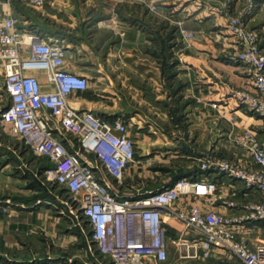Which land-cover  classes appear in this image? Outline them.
<instances>
[{
	"label": "crops",
	"instance_id": "obj_1",
	"mask_svg": "<svg viewBox=\"0 0 264 264\" xmlns=\"http://www.w3.org/2000/svg\"><path fill=\"white\" fill-rule=\"evenodd\" d=\"M229 1L228 7L236 11L248 4V0ZM254 1L249 25L259 32L264 52V0ZM151 4H157V9L152 10ZM220 6L223 0H50L33 16L17 11L25 20L40 24L34 27L46 37L65 45L66 69L89 77L87 89L70 95L72 106L131 124L137 162L127 169L123 183L96 154L79 157L94 164L120 196H135L191 176L195 163L183 169L180 163L170 162L176 158L192 156L198 164L205 150L236 158L241 152L233 147L230 135L245 127L257 129L264 141V119L241 106L233 94L253 86L247 70L230 59L233 40L226 19L216 11ZM181 22L194 33L189 44L180 33ZM33 73L44 90H55L45 71ZM185 127L189 135L182 131ZM64 141L72 152L77 151L73 134L67 133ZM210 178L220 183L224 193L229 191L225 177L210 174ZM44 200L4 203L0 199V263L100 264L98 251L77 225L80 218L70 202L66 205L73 214L68 215L71 225L63 228L64 209L51 210L43 206ZM198 201L193 195L185 196L177 208L187 210ZM201 201L208 209L236 213L223 203ZM167 227L169 253L179 252L172 241L181 236L184 223L170 217ZM185 259L195 264H229L214 255Z\"/></svg>",
	"mask_w": 264,
	"mask_h": 264
},
{
	"label": "built area",
	"instance_id": "obj_2",
	"mask_svg": "<svg viewBox=\"0 0 264 264\" xmlns=\"http://www.w3.org/2000/svg\"><path fill=\"white\" fill-rule=\"evenodd\" d=\"M22 1L41 8L50 0ZM255 6V1L250 0L244 9L233 14L226 4L218 8V13L227 17V29L238 45L230 59L240 63L252 80L253 88L237 89L234 97L241 106L264 119V52L259 32L249 25ZM150 8L156 10L157 4ZM179 27L189 44L194 33L182 22ZM66 63L62 42L25 26L22 15L14 8V0H0V69L10 98L1 110V121L10 124L36 155L50 162L44 172L48 180L66 189L77 202L72 210L80 218L76 223L91 248L98 251L100 264L166 261L170 217L184 223L181 236L172 241L180 256L214 255L226 258L229 264H264V141L257 129L245 127L230 135L233 147L241 152L236 158L205 150L191 176L178 177L171 185L135 196H120L94 164L79 157L96 154L110 174L123 183L127 169L137 162L131 124L72 106L70 95L87 89L90 79L66 69ZM34 71H45L55 90H44ZM67 133L77 139L76 152L64 141ZM210 174L225 177L224 185L229 191L224 193ZM190 195L199 201L187 210L178 209L177 203ZM205 199L212 205L223 203L236 209V213L208 209L201 201Z\"/></svg>",
	"mask_w": 264,
	"mask_h": 264
},
{
	"label": "rangeland",
	"instance_id": "obj_3",
	"mask_svg": "<svg viewBox=\"0 0 264 264\" xmlns=\"http://www.w3.org/2000/svg\"><path fill=\"white\" fill-rule=\"evenodd\" d=\"M1 1L4 2V0ZM228 2L230 1L223 0V5L228 4ZM248 2H250V0H248ZM14 5L16 11H19L23 14L28 13L29 15L33 16V14L35 15V12H37L36 8L28 6L22 0H14ZM216 11L218 13V8ZM238 12L239 9H237V11L232 10L231 13L236 14ZM222 16L227 21V17L225 15ZM22 17L25 26L34 27L40 25L33 24L25 20L27 18L24 19V15H22ZM228 34L230 35L229 31ZM232 40V46L234 47L232 48V52H235V50L238 49V45L235 43L233 38ZM3 79L4 75L0 69V199L4 203H8L10 200L19 203H27L26 199H31L32 196L37 193V191H40V189L43 190L45 188L47 191L51 192V196L42 201L43 206H51V210H57L58 207H62L67 214H62L64 218L61 222V226L63 228L70 227L71 218L68 215L72 216L73 214L69 212V207L66 205V202L68 200L73 206V209L76 205H78L77 202L69 192L60 188L54 180H48L47 174H45V172H40L39 165H50V162L47 160V158L36 155L33 150L24 143L23 139L17 133L11 131V125L1 121V110L5 107V105L10 103V98L3 86ZM195 130L196 135L200 134L198 128ZM182 131H188L187 134H190V129H187L186 127L183 128ZM199 146L202 148V144H199ZM170 162L177 165L180 163L179 165H181L182 168L188 164L195 163V170H197V159L193 158L192 156L188 158H176ZM155 163H157V161H155ZM262 229L264 234V226ZM181 257L182 256L179 255L177 250H173L169 253L168 259L163 264L196 263L195 260Z\"/></svg>",
	"mask_w": 264,
	"mask_h": 264
},
{
	"label": "trees",
	"instance_id": "obj_4",
	"mask_svg": "<svg viewBox=\"0 0 264 264\" xmlns=\"http://www.w3.org/2000/svg\"><path fill=\"white\" fill-rule=\"evenodd\" d=\"M48 167H50V165H49V166H47V165H45V166H41V165H39V170H40V172L42 173V172H44V170H45L46 168H48ZM62 189H63V188H62ZM65 190H66V189H65ZM50 196H51V192H50V191H47V190L44 188L43 190L40 189V191H37V193H35V195L32 196L31 199H26V202H29V201H37L38 199H46V198H48V197H50ZM120 220H122V219H120ZM119 234H120V237H121V239H122V233L119 232Z\"/></svg>",
	"mask_w": 264,
	"mask_h": 264
}]
</instances>
